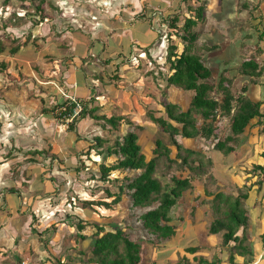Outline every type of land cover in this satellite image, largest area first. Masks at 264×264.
<instances>
[{
    "label": "rangeland",
    "instance_id": "374dc122",
    "mask_svg": "<svg viewBox=\"0 0 264 264\" xmlns=\"http://www.w3.org/2000/svg\"><path fill=\"white\" fill-rule=\"evenodd\" d=\"M3 1L4 0H0V4ZM53 1L58 4L61 0H44L43 8L41 9L44 13L43 16H45L43 24H47V20L56 19L65 13L64 11L61 13V11L55 9V7L51 9L49 5H51L50 3ZM211 1L213 0H208L206 4L204 11L205 21L199 22L198 25L193 28L194 31L199 32V39L195 44L194 50L201 56L204 65L213 71L214 80H217L223 73L228 77L235 76L232 92L234 95H237L241 86L250 85L248 79L239 75V68L244 60H254L257 61V63L260 62L264 71V39L259 41L260 34L261 38L264 37V21H261L256 27V33L259 35L258 38L255 39L256 37H252L250 31L246 34L248 26L245 24L251 22V16L254 11V9L243 6L247 0H229L228 7H225L223 12L216 4L212 5ZM203 2L204 0H169V4L166 3V8L161 7L159 4L157 6L146 4V6L141 7L140 10L134 9L133 11V15L137 14V17H141L143 21L150 23L152 30L157 34V38L159 36L161 37L160 47L154 48L151 55L152 58L149 57V55L146 58L143 56L146 55V53H144L142 57L132 59L133 63H136L138 60L137 64L140 62L141 65L137 67L136 74L130 76L131 82H129V84L137 79L139 73L145 75L144 77L146 78H142L138 83L136 82V85L131 84L132 88H134L137 93L143 94L142 97L144 101H141L140 105L144 108L145 112L137 116L132 112L130 114L134 115L131 119H128L133 121L134 124L142 126L143 128L141 130L132 127L126 120H123L119 127L113 128L103 121H97L98 124L96 122L94 123L93 120H91L92 118L88 116V120L85 122L83 119V121L79 123L81 120L79 121L78 119V122L75 124V130L71 131L69 129L71 120H61L59 116H56L58 115L57 113L53 116L54 119L44 116L46 119H43L44 121L42 122H39L40 119H37L36 116L38 114H35V112L28 118H23L24 116L17 117L16 113L13 114L14 111H12L10 115V113H8L7 104L10 103V106H14V104L17 105L18 102H23V98L18 97V93H20L21 96L23 95V97H27V95H29L28 97H32L33 92L40 93V91L43 90V95H48L46 98L48 100V108L52 110L58 105L59 95L62 94V91L59 89V87H61L59 82L61 81L58 82L53 78L49 79L48 76H55V72H57L56 66L58 65L57 61L61 63L62 59H52L54 60L53 65L55 66L54 72L52 71L53 73H50L51 71L48 70L43 73V77L41 76L40 78L37 76L36 80L22 79L19 75L20 71L18 72L20 68L17 70L16 67L13 69L12 66L15 62L14 59L18 60V58H24L17 56L18 53L12 55L9 50L11 47L18 45L21 50L22 47L26 48L29 45L28 42L25 44L24 38L27 37L29 33L28 26H32V20L25 19L23 21V27L20 25L18 18L24 17V15L34 16V19L32 18L34 22L38 21L37 19L39 17L42 18L43 16L41 17V14L36 10L38 2L33 3L31 0H27L24 4L22 0H11L7 8L3 9L0 7V43L3 44V47L5 46V51L0 54V63L8 65L6 68L0 67V167L3 168L4 173V182L3 184H1L2 182L0 183V199H2L0 205L5 204L3 207V218L5 222H2L3 224L7 222L12 223L13 216H16L14 218L20 216V218L26 220L31 217L30 214L34 217L30 219V222H32L31 228L33 229L27 226L28 220L25 225L23 222H19L21 224V230L19 234L20 237L17 238L19 240L18 248H16L17 252L13 250L7 251V247L10 249V246L13 244L9 239H2L0 234V240L4 241V246L6 247V252L3 250L0 251V253L3 254V257L0 256V264H58V262L63 264H83L82 260L86 262L91 257L90 242L95 238L94 234L96 232L93 224L106 227L116 224L119 225L125 234L132 240L153 239L150 241L151 243L155 241L156 244H160L156 236L149 235L144 230L141 225L142 222L139 220L140 216L149 208L140 209L133 207L132 200L127 195L129 194L127 188L124 193L126 196L119 203L114 204L113 209H107L103 206H93L92 208L89 206L84 207L83 202H112L114 198L107 197V193H105L106 189L108 191H113L117 195L120 187L125 188L126 184L124 185L121 181L125 176H121L120 171L119 173L115 172L111 175L112 179L119 178L116 186L113 187H108L107 184L102 185L100 184L101 182L97 184L95 181H98L97 179L99 177H95L101 172V164L111 166L117 164L118 158L115 156H107L106 149L107 147H114L116 140L119 138L122 140L124 135L131 130L139 133V143L144 153H149L152 150L153 155V150L156 147L155 142L157 140H162L164 144L171 149V156L173 158L176 156L177 149L172 144L170 136L165 133L160 126L152 122L150 115L156 118H166V111L162 104L164 101L179 105L183 111H187L190 107L193 97L192 94L184 92L181 88L168 85L166 78H160L158 72L162 69L166 75H170L171 72L168 69L169 65L166 63L165 58L168 40L171 39L173 44L178 46L177 52L181 54L184 49L181 39L183 35L182 26L187 18H194L197 8L203 4ZM170 4L172 6H170ZM226 4L227 3H225V5ZM209 5L217 8H213L210 11L207 7ZM77 14L81 15L79 18H84V9H80ZM13 15L17 16V18L15 17L17 21L13 22L11 25L12 27L13 25H15V27L18 26V28L22 26L23 28L21 27L19 31L20 34H16L18 31L16 28H9L5 25L7 21L12 20ZM169 17L172 20L178 18V28L167 29L166 25L169 22L167 23L166 20ZM257 19L260 18L258 17ZM137 20H139V18L136 19V21ZM33 24H36V22ZM53 24L56 25V23ZM47 42L48 37H46V40L44 37H41L37 39L36 43H33V45L36 50H43L44 44ZM153 58L155 60H153ZM227 70L228 72L226 73ZM116 72L117 71L113 72L110 84L108 85H116V87L121 90V86H123L122 82L126 80L124 78L122 80ZM152 73L158 78L155 79ZM46 80L48 83H54L58 90L55 89L56 91L51 92V86L49 85L45 86V88L43 84L47 83L45 82ZM263 81L262 79V82ZM30 82L36 84L27 87V84ZM118 83L120 84L117 86ZM104 84L107 83L104 82ZM145 93H147V97L144 96ZM211 95L220 98V96L215 95L214 92H212ZM92 105L97 106V101L90 104L88 108H96ZM26 107L24 102L23 106H17L21 115L29 113V108L31 107L30 102L27 103ZM11 108H14L15 111L17 110L15 106ZM35 110H38L36 106L33 108V111ZM262 112H264V109ZM199 120H201L200 117ZM141 122L149 123V128L145 129L144 126L140 124ZM220 122L218 127L223 139L231 134V123L227 118ZM171 123L176 125V123L172 121ZM259 126L260 131L257 130L259 132L257 141H255V133L253 135L251 134L244 138L243 143L241 141V143L237 145V151L233 153L235 155H228V157L232 159H241L249 164L243 165L244 169H237V173L232 180L234 183L230 182L231 186L226 185V188L222 186L215 188L206 178H204V183L202 179L195 181V189L194 192L191 193L193 198H190L192 199L190 205L184 207L181 204L182 200H179V205L176 206L173 214H171V217L174 216V222H172V224L175 223L177 232L174 240L169 246L167 245L166 249L163 244L164 248L162 247L158 252H155L156 247L144 244L141 253L143 260L140 264H152L153 262L147 259L150 255H152V260H155V263L157 262L156 264H168L169 261L170 263L176 264L180 259V255L181 259L183 256H186L192 260L195 255L186 253V249H188V247H193L192 245L196 243V239L201 245H205V247H202L204 250L198 255L199 258L201 255H207L208 249L217 247L216 243L219 244L220 239L218 237H211L208 234L211 219L205 214L201 219L199 216L195 217V215H192L194 208H191V206L198 203L196 202L199 201L196 199V195L199 193L202 195L203 188L208 187L211 190H218L220 188V190L225 193L237 194L238 192L236 191L235 184L238 187H242L246 184L248 179L253 177L255 165H252V162L258 158V156L253 154V147L256 145L260 149L264 145L262 142L264 141V132L262 131L264 123ZM79 129L89 140L97 138H94V135L103 136L102 139L105 143L98 149L93 148L92 141L84 145L78 143L80 141L77 140ZM7 131H9V134H7ZM201 138L202 137H198L196 139L197 141L193 139L194 143L192 144L185 143L188 144V147L197 149L196 151L204 153L207 157L209 151L213 149V143ZM250 138H252L251 142H249ZM183 139L182 136L176 137L177 142L185 147ZM198 143L201 146H198ZM230 145L232 144H229V146ZM37 150L42 151L44 154H38ZM100 152L104 154L99 155ZM222 156L224 157V155ZM222 156L218 155L214 159H222ZM227 159L228 158H226L225 162ZM160 162L162 163H160L161 166L157 170L155 177L160 180L162 185L166 183L167 185H172L170 181L172 175L182 176L183 169H181V164L177 163L178 166L172 164V169L166 170L165 165H167V161L163 159ZM92 179L95 181L92 182ZM96 184L99 186L97 187ZM99 187H101L103 191L99 190ZM93 190H96L95 194H93ZM10 194L16 201V203H12L17 205L15 206L17 207V211L13 214L7 202V198ZM34 210L36 212L33 213ZM206 210L208 211V207L205 205L202 206L200 211L204 212L201 214L205 213ZM79 219H83L84 223H88V225L91 226L85 229L84 234L86 235L87 241L77 237L78 230L76 226ZM263 221L264 218L256 224L257 227H262L264 230ZM3 224L1 225L3 227L1 233H4L6 229ZM30 230H33L32 234H30ZM21 236L26 240L28 239V241L22 243ZM36 241H38V243L46 241L44 242V244L46 243V248L51 242L50 248L52 251H44L47 253L45 254L46 257L41 258V249L37 250L32 246V243H35V246L37 245ZM169 250H177L180 252V255L177 254V259L170 260L168 255H170L172 251L168 252ZM206 258L211 260L209 259L210 256L209 258L206 256Z\"/></svg>",
    "mask_w": 264,
    "mask_h": 264
},
{
    "label": "trees",
    "instance_id": "16d2710c",
    "mask_svg": "<svg viewBox=\"0 0 264 264\" xmlns=\"http://www.w3.org/2000/svg\"><path fill=\"white\" fill-rule=\"evenodd\" d=\"M9 1L11 0H4L0 4V7L3 9L7 8ZM26 1L22 0L23 4ZM31 2H38L36 10L42 17L44 13L41 9L43 8L44 0H31ZM206 4L207 0H204L203 4L197 8L194 18H187L182 26L183 35L181 39L184 49L181 54L177 52L178 46L173 44L171 39L168 40L165 58L166 63L169 65L170 75H166L162 69L158 72L160 78H166L168 85L181 88L184 92L191 93L193 96L187 111H183L177 104L164 101L162 104L166 111V118H155L153 115H150L152 122L160 126L170 136L172 144L177 149L176 156L173 158L171 156V149L162 140H157L153 155L147 161L139 143V133L131 130L122 140L120 138L117 139L114 147H107L106 149L107 156L118 158L117 164L110 167L106 166V164L100 165L101 172L99 179L102 182L112 183L110 175L113 171H133L134 174L132 176H125L122 179L123 184H126L125 188L120 187L117 195L112 194L111 191L106 189L105 193H107V197H114L112 202H83L84 207L89 206L92 208L95 205L113 209L114 204L119 203L126 196L124 193L127 188L129 192L127 195L131 198L133 207L140 209L149 208L140 216L139 220L142 222L141 225L144 230L149 235L156 236L160 244H156L155 241L151 243L150 241L153 239L132 240L116 224L107 227L93 224L96 232L94 234L95 238L90 242L91 257L86 262L82 260L83 264H140L143 260L141 253L144 244L156 247L155 252L161 250L162 247L164 248L163 244L166 249L167 245L169 246L174 240L175 235H177L175 223L172 224L174 220L171 217V213L178 204V201L194 192L195 180L206 178L213 186L216 184V177L211 172L214 167L212 158L206 157L202 152L184 147L181 143L177 142V136H182L184 139H195V141H197L198 137H202L201 139L213 143L215 151L228 156L237 149V145L241 143V137L245 134L246 128L253 120L258 119L256 125L264 123V112H262L264 102H254L251 100L248 96L249 85L241 86L239 93L234 95L232 87L235 76L228 77L223 73L217 80H214L213 71L204 65L201 56L194 50L195 44L199 39V32L194 31L193 28L199 22L205 21L204 11ZM15 17L17 18L16 15H13L12 20L7 21L5 25L19 30L18 26L15 27L13 25L12 27L11 25L17 21ZM24 17L18 18L20 25H23L25 19L32 20L30 31L27 37L24 38L25 44L27 42L35 43L36 40L32 38L33 32L43 25L45 16L39 17L38 21H34L36 24H33L34 16L24 15ZM166 21L167 23L169 22L166 25L167 29L178 28V18L172 20L169 17ZM154 41L153 45L144 51L151 58L150 49L160 47L161 37L159 36ZM19 50L20 47L18 45L11 47L9 52L14 55ZM4 51L5 46L3 47V44L0 43V54ZM153 60L155 59L153 58ZM260 64V62L257 63L254 60H244L239 68V75L248 79L249 84H257V79L264 75ZM7 66L5 63H0V67L6 68ZM152 75L155 79L158 78L154 73ZM212 92L220 96V98L212 96ZM62 96H65L64 93ZM77 103L81 105L82 110L77 116H74ZM87 103L86 101L67 97L63 102L58 101V105L52 110L44 107L43 112H51L54 116L57 113L58 115L56 116H59L61 120H65L66 117L72 118V122L69 123L71 131L75 130V124L78 122V119L80 120L87 116H90L96 122L103 121L113 128L119 127L123 120H126L132 127L140 130L143 128L135 126L123 117L109 118L106 115L98 116L96 114L97 108L89 109ZM199 117L201 120H199ZM225 118L230 120L231 134L222 139L219 127H216L214 123L217 120L222 121ZM171 121L176 123V125L171 123ZM262 131L264 132V126H262ZM80 139V136H78L77 140ZM103 143L105 141L101 137H97L92 141V146L98 149ZM229 144L232 145L229 146ZM103 154V152L99 153V155ZM163 159L167 161V165L163 164L166 170L172 169V164L177 166L181 164V169H183L182 176L172 175L170 177L172 185H167V183L162 185L160 180L155 177L157 170L161 166L160 163H162L160 161ZM254 170L255 172L260 171L264 175V166H254ZM262 183L263 179H259L253 185H245L243 188L236 187L237 195L223 191L217 192V189H213L214 192L212 193L207 187L206 196L213 195L211 201H204L208 205L210 204V211L213 215L208 233L220 238L221 242L217 246L219 248L218 252H215L213 258L208 260L203 256L198 257L199 253L204 250L201 246L188 247L186 253L195 255L193 260L186 256H183L181 259L180 256L181 260L179 259L176 264H223L219 257L220 253L226 254L227 261L225 263L227 264H237L235 262L236 258L244 259V264H254L256 261V240H253L249 235L250 212L246 207V201L249 199V192L252 190V187ZM258 190V192H261L260 187ZM196 199L198 200V197ZM92 211L95 212L94 210ZM76 227L78 230L77 237L87 241L84 234L85 229L91 226L88 223H84L83 219H79ZM259 243L264 248V234L260 237ZM147 259L151 260L152 264L157 263H155V260H152V255ZM262 259L263 262L258 264H264V255ZM58 264L63 263L58 262Z\"/></svg>",
    "mask_w": 264,
    "mask_h": 264
},
{
    "label": "crops",
    "instance_id": "0c3cea01",
    "mask_svg": "<svg viewBox=\"0 0 264 264\" xmlns=\"http://www.w3.org/2000/svg\"><path fill=\"white\" fill-rule=\"evenodd\" d=\"M168 1L169 0H84V1L61 0L60 3L58 4L57 2L53 1L50 3L51 5H49V7L51 9L55 7V9H59L61 13L63 11L65 13L56 19L53 18L47 20L48 23L43 24L40 28L35 29L32 35L33 40L34 39L37 40L41 37H44L46 40V37H48V42L44 44V49L36 50L33 43L30 42L26 48L22 47L21 50L18 51L17 56H20L21 58L24 59H19V58L18 60L14 59L15 62L13 61L14 64L12 67L13 69L16 67L17 70L18 68H20L18 72L19 71L21 72V73L19 72V75L22 79L24 78L25 80H31V79L36 80L37 76H39L40 78L41 76L43 77V73L45 71L47 72L48 70H50L51 71L50 73H53L55 66L53 65L54 60L52 59L60 58L62 59L61 63L56 60L58 62V65L56 66L57 72H55V76L53 77L48 76V78L49 79L53 78L58 82L61 81L59 82L61 86L59 87V89L60 91H62V94L64 93L65 96L73 97L79 101H86L88 102L87 103L88 106L90 104L95 103V101H97V106L95 105L92 106H95L97 108L96 114L98 116L106 115L109 118L123 117L126 119L128 118L131 119V117L134 115V114H130L132 112L135 113V116L141 115L145 112L144 108L140 105V102L144 101V98L142 97L143 94L137 93V91L134 88H132V85H136L138 82H140L142 78H145L144 77L145 75L139 73L137 79L133 80L132 83L129 84V82H131L130 76L132 74H136L137 67L141 65L140 62L137 64L138 60L136 61V63H133L132 59L133 58L138 59L139 57H142V55L145 53L144 51L146 47L148 48L152 46L153 43L155 42L154 40L157 38V34L155 33L154 30H152L150 23L143 21L142 20L143 18L141 17H137L136 16L137 14L133 15V11L134 9L140 10L141 7L146 6V4L148 5L150 4L151 6L153 5L157 6L159 4L161 7L166 8L167 7L166 3H168ZM229 2H230L229 0L211 1L212 5L216 4L217 7L222 12L225 10V7H228ZM225 3L227 4L225 5ZM170 6L172 5L170 4ZM243 6L248 7L250 9H254L251 16V22L245 25L248 26L246 34L250 31L252 37L255 36L256 37L255 39H257L259 34L256 33V27L258 26V24H260L261 21H264V0H247L245 1V4ZM207 7L210 11L213 8H217L215 6H210V5ZM82 8L84 9L85 17L79 18L81 15H78L77 13ZM258 17L260 19H257ZM138 18L139 20L136 21V19ZM53 23H56V25ZM22 26L24 27V25ZM22 26L19 27V30L16 32V34H20L19 31L21 30L20 28ZM28 30L30 31V26H28ZM260 35H259V41L264 39V37L261 38ZM153 50L154 48L151 49L152 51V52L150 51L151 54L153 53ZM143 56L147 58V53L146 55ZM114 71H117L116 74H118L122 80L123 78L126 80L122 82L123 86H121V90H119L116 87V85L115 86L108 85L110 84ZM262 79L264 80V75L261 78L257 79V84H250L248 86V96L254 102H260V101L264 102V93H263L264 81L262 82ZM45 82H47V80ZM104 82H106L107 84H104ZM35 84L36 83L34 82H30L29 84H27V87L29 85L34 86ZM119 84L120 83H118L117 86ZM47 85L51 86L50 87L51 92L58 90V88L54 83L47 82L46 84H43L44 87ZM146 94L147 93L144 94L145 97H147ZM28 96L29 95H27V97L26 96L23 97V95L21 96V94L18 93V97L23 98L22 101L24 102L25 107L27 103L30 102L31 107L29 108L30 109L29 113L25 115H21L19 113L17 106L19 105L23 106V102H18L17 105L14 104V106L17 109L16 111L14 110V108H11L14 106H10V103L7 104L8 113H10L11 115L12 111H14L13 114L16 113L17 117L24 116L23 118H28L31 115H33V113L35 112V114H38L36 117L37 119H40L39 122H42L44 121L43 119L49 117L51 119H54L53 117L54 115L51 112H47V113L43 112L44 107L48 108L47 105L48 100L46 99L48 95L46 94L43 95V90H41L40 93L33 92L32 97H28ZM65 96L59 95L58 101L63 102L67 98ZM35 106L36 108H38V110L33 111V108ZM263 109H264V105L262 107V110ZM44 116L47 117L45 118ZM87 117L83 118L84 122L88 120ZM83 119H80L81 121L79 120L80 121L79 123H81ZM130 119H128L130 123H133V121H131ZM257 120L258 119L253 120L251 122L252 124L250 123V125L246 128L245 134L241 137L242 143L244 141V138H246L251 134L253 135L254 133H255V141L258 140V135H259L258 131H260L259 130L260 126L256 125ZM93 122L95 123L96 121L93 120ZM219 123L221 122L216 121L214 124L216 127H218ZM140 124L143 125L145 129L149 128L150 126L149 123L141 122ZM134 125L140 126L136 124ZM82 133L83 132H80L79 129V136L81 139L78 143L80 144L82 143V145H84L94 140V139L92 140L87 139ZM7 134H9V131H7ZM93 137L95 138L101 136L94 135ZM101 138H103V136ZM183 140L184 143L185 142L191 144L194 143L193 139L190 140L183 139ZM251 140L252 138L249 139V142H251ZM262 142L264 144V141ZM186 143H185V147L192 149L188 147V144ZM198 146L201 145L198 143ZM192 150H197V149H192ZM236 151L237 150H235L231 154L235 153ZM37 153L42 154L43 152L37 150ZM253 154L258 156V158L253 160L252 165L264 166V145L260 149L256 145H254ZM144 155L146 156V160L149 161L152 157V150L149 153H144ZM218 155L222 156L224 154L215 151L214 149H212L208 153V156L212 158L214 162V167L211 170V172L216 177V184L214 185V187L218 188L222 186L223 188H226V185H230V182H233L232 180L234 178V175L237 173V169H244L243 165L248 163L242 161L241 159L239 160H235L234 158L232 159L227 155H224V157L222 156L223 157L222 159L215 160L214 158ZM226 158L228 159L225 162ZM106 166L110 167L111 165H106ZM115 172L119 173V170L113 171L111 175H113V173ZM133 174H134L133 171L132 173L120 171V175L121 176L123 175V177L132 176ZM111 175H110V179L113 181L112 183L100 181V179L98 178L100 177V174L97 175V177H95L98 178L97 179L98 181L92 179L93 180L92 182L95 181L97 184L101 182L100 184L102 185L107 184L108 187L116 186V183L118 182L119 178L112 179ZM259 179H263V183L254 185L252 187V190L249 192V199L246 201V207L250 212L249 235L252 237L253 240H256L255 243L256 261L254 264H258L260 262L262 263L263 262L262 257L264 255V248L259 243L260 237L264 234L263 233L264 230L262 229V227H257L256 224L257 222H260L264 218V175L260 171L258 172L253 171V177L248 179L245 184L246 186L253 185ZM3 180H4L3 168L0 167V183L2 182L1 184H3L4 182ZM202 180L204 183V179ZM97 184L96 186L98 187L99 185ZM245 185L242 187H238L235 184V187L243 188L245 187ZM259 187L261 188L260 190L261 192H258ZM194 188H195V183H194ZM206 189L207 187L203 188L202 195L200 193L196 195V198L198 197L199 201H196L198 202L196 203V205L191 206V208H194L192 215H195V217L199 216V218L201 219L205 214L208 215L209 219L212 220L213 215L210 211V206L204 201L205 200L211 201L213 199V195L206 196ZM99 190L103 191V189L101 188H99ZM209 191L212 193L214 192V190L211 189H209ZM218 191H222V190H220L219 188L217 192ZM95 192L96 190H93V194H95ZM111 193L114 195L116 194L113 191H111ZM10 196L7 198V202L9 204V209H11L12 211L11 213L13 214L14 212L17 211V207H15L17 205H14L12 203V202L16 203V201L13 199L14 197L11 194ZM202 197H204L205 199ZM110 198L113 199L114 197H110ZM190 198H193L191 194L186 195L183 199H181L182 200L181 204L184 207H187L191 203L192 199ZM1 200L2 199H0V201ZM4 205L5 204L0 205V234L2 236V239L5 238L9 239L13 244L12 246H10V249L7 247V251L13 250L17 252L16 248H18L19 245V240L17 238L20 237L19 234L21 230L20 229L21 224L19 222L21 221L25 225L28 220L27 226L31 228L32 222H30V219H33L34 217L33 215L30 214L31 217L27 218L26 220L20 218V216L17 218H14L16 216H13L12 223L7 222L3 224L2 221H4L3 218ZM178 205H179V201L176 206ZM204 205L208 207V211L206 210L205 213L201 214L204 211H200V208ZM173 211L171 214H173ZM34 212L36 211L34 210L33 213ZM2 224L5 225L6 227L4 233H1L3 229V227L1 226ZM32 231L33 230H30V234H32ZM210 236L218 237L215 235H210ZM21 237H22V241H21L22 243L28 241V239L26 240L23 236ZM258 238H259V242H258ZM36 242L37 245L35 246V243H32V246L35 247L37 250L41 249V253H40L41 258L46 257L45 254L47 253H45L44 251L46 250L52 251L50 248L51 242L48 244L49 246L47 245V248H46V243L44 244V242L46 241H41L39 243L38 241ZM219 244L216 243V246H219ZM4 245H5L4 241L0 240V251L3 250L6 252V247ZM192 246L205 247V245H201V243L197 239H196V243H194ZM218 249L219 248L217 247L214 249H208V254L201 256L203 257L207 256L208 258L210 256L209 259H212L215 252H218ZM171 251L172 253L168 255V258L170 260L177 259V254L179 253L180 255V252L177 250L175 251L171 250ZM0 256L3 257V254L0 253ZM219 257L222 260L223 264H227L225 263L227 261V256L225 253L222 254L220 253ZM235 262L237 264H244V259L236 258ZM168 264H173V263H170L169 261Z\"/></svg>",
    "mask_w": 264,
    "mask_h": 264
},
{
    "label": "built area",
    "instance_id": "2783aa9c",
    "mask_svg": "<svg viewBox=\"0 0 264 264\" xmlns=\"http://www.w3.org/2000/svg\"><path fill=\"white\" fill-rule=\"evenodd\" d=\"M73 100H74V99H73ZM81 110H82L81 105L77 103V108H76V110H75L74 116H77L78 113H79ZM67 119L71 120V122H72V118H67V117H66L65 120H67Z\"/></svg>",
    "mask_w": 264,
    "mask_h": 264
}]
</instances>
